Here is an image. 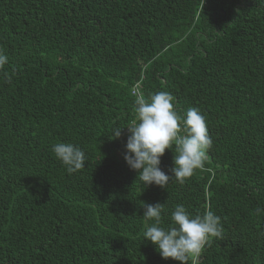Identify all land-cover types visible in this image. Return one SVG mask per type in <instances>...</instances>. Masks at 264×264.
I'll return each instance as SVG.
<instances>
[{
  "label": "trees",
  "instance_id": "1",
  "mask_svg": "<svg viewBox=\"0 0 264 264\" xmlns=\"http://www.w3.org/2000/svg\"><path fill=\"white\" fill-rule=\"evenodd\" d=\"M0 53V264H179L144 241L156 203L165 226L178 204L221 218L188 264H264V0H0ZM133 87L205 116L212 147L183 184L127 166Z\"/></svg>",
  "mask_w": 264,
  "mask_h": 264
},
{
  "label": "clouds",
  "instance_id": "2",
  "mask_svg": "<svg viewBox=\"0 0 264 264\" xmlns=\"http://www.w3.org/2000/svg\"><path fill=\"white\" fill-rule=\"evenodd\" d=\"M7 62V56L0 53V67ZM131 93L135 97L136 119L124 127L128 131L123 156L127 166L137 172V180L144 188L155 185L165 189L173 179L183 184L197 169L203 168L207 152L212 147L205 116L195 107L180 115L174 109L173 96L165 91L150 93L146 97L143 91L133 87ZM124 128H116L113 139L120 138ZM181 129L184 135L180 134ZM166 150L174 152L171 175L160 168ZM52 152L68 173L85 167V152L72 143L58 142L53 145ZM165 206L166 203L143 204L144 241L155 246L162 259L188 264L189 260L201 255L212 238L221 237V218L212 211L193 216L178 204L165 226L162 218ZM256 212L264 213V208L258 207Z\"/></svg>",
  "mask_w": 264,
  "mask_h": 264
}]
</instances>
